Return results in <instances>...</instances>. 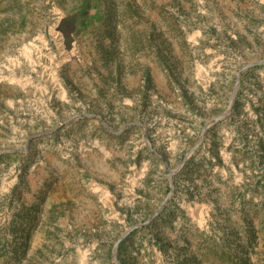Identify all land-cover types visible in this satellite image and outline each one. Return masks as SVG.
Returning a JSON list of instances; mask_svg holds the SVG:
<instances>
[{"label": "rangeland", "instance_id": "374dc122", "mask_svg": "<svg viewBox=\"0 0 264 264\" xmlns=\"http://www.w3.org/2000/svg\"><path fill=\"white\" fill-rule=\"evenodd\" d=\"M257 60L264 0H0V264H264Z\"/></svg>", "mask_w": 264, "mask_h": 264}, {"label": "water", "instance_id": "95a60500", "mask_svg": "<svg viewBox=\"0 0 264 264\" xmlns=\"http://www.w3.org/2000/svg\"><path fill=\"white\" fill-rule=\"evenodd\" d=\"M263 62H264V60H257V61H252V62H248V63H246V64H245V65L239 70L238 76H240L241 72H243L245 69L249 68L251 65H253V64H255V63H263ZM237 87H238V84H237V86H236V88H235V90H234V92H233V94H232V97H231L230 103H229L228 107L225 109V111H224L221 115H219V116H217V117H214V118L208 120V121L205 123L204 128H203V131H202V134H201V138L204 137V135H205V131H206V129H207L208 127H210V126L213 125L215 122H217L218 120H220L221 118H223L224 116L228 115V114L231 112V110H232V105H233L234 98H235V93H236V90H237ZM198 143H199V142H198ZM198 143H197L196 145H194V146L188 151V153L186 154V157H185L184 160L180 163V165L178 166V168H181V167L183 166V164L185 163L186 159L191 155V153L193 152V150L197 147ZM172 174H173V172H171V173L169 174V177H171ZM165 202H166V201H165ZM165 202H164V203H165ZM164 203L158 208L157 212H159V211L162 209ZM131 229H132V227L126 229V230L122 233L120 239L116 242L115 247H114V249H113L114 254H116V252H117V247H118V244H119L121 238L125 237V236L131 231Z\"/></svg>", "mask_w": 264, "mask_h": 264}]
</instances>
